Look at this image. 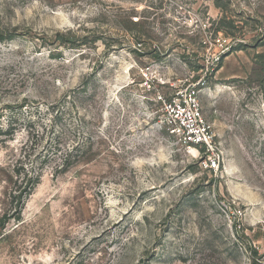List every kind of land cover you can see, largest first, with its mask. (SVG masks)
Returning a JSON list of instances; mask_svg holds the SVG:
<instances>
[{"label":"rangeland","instance_id":"obj_1","mask_svg":"<svg viewBox=\"0 0 264 264\" xmlns=\"http://www.w3.org/2000/svg\"><path fill=\"white\" fill-rule=\"evenodd\" d=\"M0 32V264H264V0H0ZM189 86L215 170L166 121Z\"/></svg>","mask_w":264,"mask_h":264},{"label":"built area","instance_id":"obj_2","mask_svg":"<svg viewBox=\"0 0 264 264\" xmlns=\"http://www.w3.org/2000/svg\"><path fill=\"white\" fill-rule=\"evenodd\" d=\"M199 90L189 86L179 91L176 99L166 110V121L171 131L179 136L185 144L200 147L208 155L207 168L215 170L220 167V158L211 126L202 114Z\"/></svg>","mask_w":264,"mask_h":264},{"label":"trees","instance_id":"obj_3","mask_svg":"<svg viewBox=\"0 0 264 264\" xmlns=\"http://www.w3.org/2000/svg\"><path fill=\"white\" fill-rule=\"evenodd\" d=\"M5 40H12V36L11 35H6L5 33H2L0 32V42H3ZM11 130L14 131V127H12L10 130L6 131L5 133H3L1 130H0V135H3V134H6V135H10V132ZM16 130V129H15ZM75 149V148H74ZM81 158V157H79ZM79 158H76L72 152H68L66 153L65 157H64V160H63V163H62V167L59 169V172L63 171V170H67L69 169L70 167H72V165L77 162ZM18 172V171H17ZM18 174H20L18 172ZM26 178L28 179V182L31 183V188H33L35 186V184L39 183V180H40V175L39 176H32L30 173L29 175L26 174Z\"/></svg>","mask_w":264,"mask_h":264}]
</instances>
